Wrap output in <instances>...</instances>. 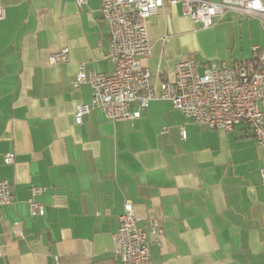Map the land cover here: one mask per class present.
I'll return each instance as SVG.
<instances>
[{"label":"crops","instance_id":"0c3cea01","mask_svg":"<svg viewBox=\"0 0 264 264\" xmlns=\"http://www.w3.org/2000/svg\"><path fill=\"white\" fill-rule=\"evenodd\" d=\"M0 3V180L14 192L1 213L0 264H119L114 236L126 200L141 227L151 217L162 224L152 264H264V146L247 123L212 128L158 99L145 109L134 102L141 116L132 121L93 108L76 124L77 106L92 98L89 80L73 85L80 66L88 77L114 70L101 0ZM148 34L142 65L168 79L188 57L202 70L264 49L259 18L227 11L204 28L181 4L151 16ZM63 48L68 60L50 64ZM33 188L42 189L43 215L31 214Z\"/></svg>","mask_w":264,"mask_h":264},{"label":"built area","instance_id":"2783aa9c","mask_svg":"<svg viewBox=\"0 0 264 264\" xmlns=\"http://www.w3.org/2000/svg\"><path fill=\"white\" fill-rule=\"evenodd\" d=\"M75 2L82 7L87 0ZM177 4H181L183 15L204 28L211 27L227 11L257 17L264 28V0H101L100 11L110 29L106 57L113 62L114 70L109 74L92 72L88 77L80 66L73 85L77 88L89 80L92 98L89 103L77 106L76 124H82L84 114L93 108L101 109L112 121H132L141 116L139 109L131 110L134 102L145 109L153 100L164 99L171 101L175 109L195 123L212 128L231 130L236 124L245 122L252 128L257 143L264 146L262 47L253 46L252 60L234 66L212 61L200 70V64L193 57H188L176 64L173 79L154 75L142 65V58L152 49L148 34L149 18L166 5ZM5 15V7L0 3V20ZM68 53V48L54 52L49 63L68 60ZM181 135L186 137L184 126H181ZM14 161V153L4 155L5 163ZM260 172L264 183V168ZM41 192V188H33L28 199L32 215L44 214L43 204L35 199ZM13 201L10 181L0 180V219L3 206ZM141 220L133 202L126 200L114 236L113 252L119 264H152L151 246L161 245L164 229L156 217L148 219L147 229L139 225ZM55 260L58 262L59 258L56 256Z\"/></svg>","mask_w":264,"mask_h":264}]
</instances>
